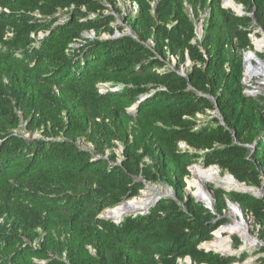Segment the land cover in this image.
<instances>
[{
  "label": "trees",
  "instance_id": "16d2710c",
  "mask_svg": "<svg viewBox=\"0 0 264 264\" xmlns=\"http://www.w3.org/2000/svg\"><path fill=\"white\" fill-rule=\"evenodd\" d=\"M123 1L0 0V264L242 263L201 247L228 199L262 226L264 264V198L218 188L212 211L184 191L193 162L264 186V96L243 83L264 0ZM147 183L176 197L100 217Z\"/></svg>",
  "mask_w": 264,
  "mask_h": 264
},
{
  "label": "bare ground",
  "instance_id": "6f19581e",
  "mask_svg": "<svg viewBox=\"0 0 264 264\" xmlns=\"http://www.w3.org/2000/svg\"><path fill=\"white\" fill-rule=\"evenodd\" d=\"M227 2L228 4L233 5L231 0H228ZM254 47L255 50H251L246 56L247 80L257 76L264 77V61L258 56L257 53L258 51H264V37L256 39ZM192 172L193 175L188 180L189 186L194 189L193 191L198 199L204 202L208 207L213 205V193L210 192L206 187L208 183H215L217 187H223L226 190L246 189V186L242 183H239L234 177L228 174L222 175L220 169L217 166L208 168L195 166L192 169ZM155 198L156 197L154 196H142L130 199L114 208H111L110 210H107L105 215L111 217L114 220H119L127 214L145 211ZM232 204L237 205L236 203L229 202V205L234 206ZM234 207L240 212L239 215L242 217V210L240 207L238 205ZM224 233H227L228 235L237 233L243 240V246L241 245V248H247L248 245H251V249L256 245L255 239H253L251 235V223L243 219L236 220L233 224L227 225L226 227L222 225L219 230L216 231L215 238L208 242L206 246L224 254H231L232 242L229 240L228 236H223ZM244 264H253V261L251 259L246 261Z\"/></svg>",
  "mask_w": 264,
  "mask_h": 264
},
{
  "label": "rangeland",
  "instance_id": "374dc122",
  "mask_svg": "<svg viewBox=\"0 0 264 264\" xmlns=\"http://www.w3.org/2000/svg\"><path fill=\"white\" fill-rule=\"evenodd\" d=\"M121 6L123 7V9H125L126 11H128V14L131 13V8H129V6L127 5V3L123 0H121L120 2ZM120 19V18H119ZM121 23V22H119ZM201 24V23H200ZM125 29L127 30L128 27H125ZM256 37V39H260V38H263L264 37V32L260 29V28H256L255 30V34H253V39ZM255 39V40H256ZM255 50V49H254ZM258 53V56L264 61V51L262 52H257ZM171 61H172V66H175V64H178V58L177 57H171ZM192 65V62L190 61V59H187V61L185 62V64H182L181 65V68L182 70L186 69L187 67L191 66ZM246 73V72H245ZM247 84L245 85V92L246 90H249L250 92H252V96L254 97H259V96H264V77H261V76H257V77H254L252 79H250L249 81H246ZM247 87V88H246ZM246 94H249V93H246ZM209 114H217L215 111H209L208 112ZM206 115H203V114H200L199 115V118L201 119H204ZM40 134L38 133H35V136H39ZM264 136V135H263ZM84 146H88V147H91L92 148V144H88V143H83ZM122 146L119 145V147L116 149V153L118 154V160L120 161L121 158H122ZM109 153V152H108ZM195 166H199V167H202V168H205L203 164L201 163H197V162H193L189 165V170H190V174L187 176L186 178V188H185V196L187 199H194L195 202L199 203L202 207L204 208H208L210 210H214V206L217 202V194H216V190L218 188H222L224 190H226L225 188L223 187H217L215 185V183H208L206 185L207 189L213 193V205L211 207H208L204 202L200 201L198 199V197L195 195L194 193V189H192L190 186H189V179L191 178V176L193 175V172H192V169L195 167ZM219 168V167H218ZM220 169V168H219ZM220 172L222 175H226L228 173H223L220 169ZM243 185H245L244 183H242ZM246 186V185H245ZM247 187V186H246ZM255 191H257L258 189L254 188ZM232 190H236V189H232ZM240 191V190H239ZM176 190L166 184H151V183H147V186L144 190L141 191V194L138 196V197H142V196H146V197H156L154 199V201L160 197H163V196H170V197H176ZM259 197L261 198H264V191H262V195H260ZM229 202L231 203H236L237 202H233L231 201L230 199H228ZM227 201L228 203V207H227V210L225 211V213L223 214L224 217L220 218V221H224V223H222V225L224 224V227H226L227 225H230V224H233L236 220H247L251 223V235L253 237V239H255V247L254 248H251L250 249V246L251 245H248L247 248H245L246 250L245 251H248L250 253V256L245 260V261H248V260H251V259H254L253 260V264H262L258 258L260 257V255H254V251L257 250L258 247V244L261 243L260 239H259V236H258V232H259V229H261V225L260 223L257 221V219L254 217L253 214L247 212V211H244L242 209V217H240L239 215V211H237L235 209L234 206H237L235 204H232L234 206H231L229 205V202ZM221 225V226H222ZM220 226V227H221ZM219 230V228L217 229ZM214 231V238H215V233L216 231ZM224 237L225 236H228L229 240L232 242V252L231 253H236L238 252L239 249H236L234 247V239L235 238H240L241 237L237 234V233H234L232 235H228L227 233H224L223 235ZM241 241L243 242V240L241 239ZM243 246V245H242ZM240 246V248L242 247ZM241 253H238L236 254L237 256H239ZM186 263L190 264V258H186L184 260ZM242 262H236V263H233V264H244L245 263ZM181 263H183L181 261Z\"/></svg>",
  "mask_w": 264,
  "mask_h": 264
},
{
  "label": "water",
  "instance_id": "95a60500",
  "mask_svg": "<svg viewBox=\"0 0 264 264\" xmlns=\"http://www.w3.org/2000/svg\"><path fill=\"white\" fill-rule=\"evenodd\" d=\"M227 1H228V0H223V5H224V6L233 8L236 12H238V14H242V13H243V6H242L241 4H238V3H236L234 0H231V1L233 2V5H230V4H228ZM197 29H198V31H204V22H203V21L201 22V24L198 26ZM127 32H128V33H131L129 27H128V29H127ZM107 37H108V36H107ZM200 37H202V35H201ZM253 43H254V42H253ZM190 61H191V60H190ZM248 95H249V96H252L251 93H249ZM216 113L219 114V110H218V105H217V103H216ZM213 166H217V165H213ZM213 166H210V167H213ZM217 167H218V166H217ZM228 175L234 177L233 175H231V174H229V173H228ZM242 191H249V192H251L252 194H254V195H256V196H260V195H262V191H264V186H262V187H261L260 189H258L257 191H255L254 187L247 186L246 189H243ZM133 199H134V198H133ZM127 201H128V200H127ZM228 202H229V201H228ZM237 205H238V206L240 207V209L242 210L240 204L237 203ZM110 209H111V208H110ZM110 209H107V210H110ZM107 210H105V211L100 215V217L105 218V219H112L111 217L105 215V212H106ZM222 217H224V216H222ZM119 220H120V219H119ZM219 228H220V227H219ZM208 242H210V241H206V242H204V243L201 245V247L205 248V249L208 250V251H209V250H213V251H215V252H217V253H221V252H219V251H217V250H215V249L208 248V247L206 246V244H207ZM245 250H246L245 248H239L238 252H236V253H231V254H224V253H221V254H224V255H236V254H238V253H242V252L245 251ZM253 260H254V259H252V261H253ZM190 262H191V259H190ZM245 262H246V261H245Z\"/></svg>",
  "mask_w": 264,
  "mask_h": 264
},
{
  "label": "built area",
  "instance_id": "2783aa9c",
  "mask_svg": "<svg viewBox=\"0 0 264 264\" xmlns=\"http://www.w3.org/2000/svg\"><path fill=\"white\" fill-rule=\"evenodd\" d=\"M138 8H139V5L136 3V2H134L133 4H132V9H134L135 11H137L138 10ZM203 32L204 31H198V36L200 37L202 34H203ZM121 33L117 30L116 32H115V35L114 36H118V35H120ZM253 34H255V32L254 33H252V34H250V37L252 38V43H253V45L255 46V38L253 39ZM44 36V33L43 32H40L39 33V37L40 38H42ZM83 36L84 37H86V38H94L95 37V32L94 31H86L84 34H83ZM106 36V35H105ZM80 42H83V40L82 39H80L79 40ZM255 48V47H254ZM251 50H247V51H245L244 52V69H245V72H244V78H243V83L246 85L247 84V82L246 81H249V80H247V69H246V56H247V54H248V52H250ZM182 73L183 74H185V70L183 69L182 70ZM247 88V87H246ZM246 93H252V92H250L249 90H246ZM200 115V114H199ZM199 115H198V117H199ZM215 115H217V114H215ZM136 198V197H135Z\"/></svg>",
  "mask_w": 264,
  "mask_h": 264
}]
</instances>
